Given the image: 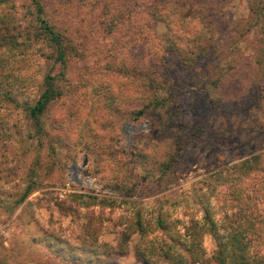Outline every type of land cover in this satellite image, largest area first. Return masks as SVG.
<instances>
[{"label":"rangeland","instance_id":"obj_1","mask_svg":"<svg viewBox=\"0 0 264 264\" xmlns=\"http://www.w3.org/2000/svg\"><path fill=\"white\" fill-rule=\"evenodd\" d=\"M40 1L73 50L40 128L28 106L47 70L59 69L49 46L38 40L3 60L0 264H145L138 231L125 254L91 263L86 249L95 240L101 252V243L116 247L120 223L136 210L149 224L160 213L181 232L207 204L218 221L226 190L218 171L257 154L263 167L243 185L264 200V0ZM4 6L16 22H36L31 0ZM127 70L139 89L143 75L158 83L130 120L138 104H117L115 85ZM92 214L96 233L83 228ZM202 245L207 256L216 248L209 233Z\"/></svg>","mask_w":264,"mask_h":264},{"label":"trees","instance_id":"obj_2","mask_svg":"<svg viewBox=\"0 0 264 264\" xmlns=\"http://www.w3.org/2000/svg\"><path fill=\"white\" fill-rule=\"evenodd\" d=\"M31 2L36 8V22L22 24L16 22L14 17L9 14V8L5 10L6 6L4 5L7 0H0V83L2 82L1 75L4 73L8 75L3 63V60L7 58L6 54L16 51L23 53L38 40L44 41L49 46L50 53L47 57L57 64L59 69L55 74L47 70L42 78V91L34 103L28 106V115L40 128V116L48 105L62 93V88L57 81L65 75L64 70L73 46L66 36L56 30L42 16L41 1L31 0ZM118 74L125 77L122 83H114L116 81L114 79L117 77L115 73L109 76V82L116 85V92L121 90L117 96V104L121 102L128 106L140 105L128 110L124 117L125 120L137 119L145 113V108L149 105L144 99L145 92L158 88V83L154 84L152 80L146 78V75H143V79H145L141 81L144 86L143 89H139L136 86L137 80L133 78L135 72L127 70ZM156 101L155 105L162 104L159 102L160 100ZM259 157L260 154L253 155L218 171L223 175L222 181L226 185V190L223 192L221 217L218 221L214 219L212 209L207 204L202 207L200 218H191L188 224L183 226V232H181L175 223L164 221V217L160 213L149 224L143 221L141 212L136 210L133 212L131 220L120 223L124 226L116 247L104 242L100 246L105 248V252H101L94 245L97 240L94 244L91 243L90 246H87L86 250L95 255V257L90 256L88 262L96 263L102 255H110L113 252L125 254L130 234L138 231L141 237L137 243L135 254L145 264H152L153 258L168 264H264L263 192L258 194L253 190L250 194H246L243 185L247 173L260 170L263 167ZM259 188L262 190V184ZM28 192L26 191L22 197L26 196ZM92 197L97 198L95 195ZM103 199L107 200L108 205H112L116 200L111 196H103ZM86 218L87 221L83 225L84 230L96 233L99 228L98 224L94 222L96 217L92 214L86 215ZM154 232L155 234L150 236ZM206 233L211 234L216 244L214 252L209 256L206 255L202 245V237Z\"/></svg>","mask_w":264,"mask_h":264},{"label":"water","instance_id":"obj_3","mask_svg":"<svg viewBox=\"0 0 264 264\" xmlns=\"http://www.w3.org/2000/svg\"><path fill=\"white\" fill-rule=\"evenodd\" d=\"M85 163H86V161L84 160V161H83V163H82V165L84 166V165H85Z\"/></svg>","mask_w":264,"mask_h":264}]
</instances>
